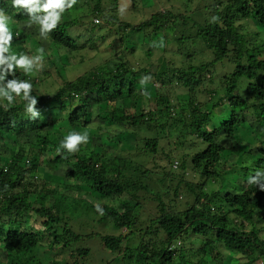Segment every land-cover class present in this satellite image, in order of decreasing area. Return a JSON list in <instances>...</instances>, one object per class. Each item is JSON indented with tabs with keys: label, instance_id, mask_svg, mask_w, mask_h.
<instances>
[{
	"label": "trees",
	"instance_id": "trees-1",
	"mask_svg": "<svg viewBox=\"0 0 264 264\" xmlns=\"http://www.w3.org/2000/svg\"><path fill=\"white\" fill-rule=\"evenodd\" d=\"M132 2L136 7L139 0ZM80 5L88 6L90 17L61 20L47 36L52 47L70 55L86 49L97 52L106 38L96 31L106 27H116L121 45L127 40L134 45L122 49L118 61L69 81L62 77L50 96L38 91L41 80L35 71L25 76L18 69L8 77L31 80L41 118L31 119L20 98L10 107L0 106V264H92V240L108 256L100 264H223L229 253L244 259L239 264H264V189L247 183L253 169L264 170V140L258 137L263 146L251 154L252 167L243 175L238 167V191L218 187L224 173L217 168L227 151L217 139L224 134L230 140L234 127L242 123L239 114L252 111L260 126L264 121V37L256 32L249 39L241 32L242 21L257 20L264 33V0L218 1L199 23L186 11L167 8L154 10L139 23L122 21L118 0H77L65 13ZM0 8L13 18L12 43L30 39L16 27L27 23L24 10L12 8L11 0H0ZM92 17H99L101 26ZM76 27L90 36L74 32ZM175 31L179 49L160 69L150 72L131 60L138 35L151 38L161 32L168 40ZM151 50L145 51L149 64L155 63L150 61ZM202 52L211 58L196 64L195 55ZM225 63L232 70L219 78L216 66ZM242 80L246 91L241 96L236 91ZM141 84L158 86L155 97L150 99ZM179 89L187 97L184 104L177 101ZM198 92L207 100L199 101ZM138 96L144 106L154 100L155 109L143 108L136 115L133 102L130 108L117 105ZM214 100L212 109L223 101L230 109L221 129L214 127L212 113L205 109ZM102 104L104 112L97 119L113 128L128 124L120 136H133L134 148L116 155L95 152L86 143L72 154L58 151L63 136L51 132L53 111L71 129H85L92 124V111ZM30 135L28 146L12 140ZM55 165L66 167L60 184L41 175ZM151 177L158 190L147 183ZM80 186L88 191L82 193ZM69 192L94 193L102 201L103 215L96 208L95 213L77 214L76 206L68 207L74 202ZM94 224L113 233L100 234Z\"/></svg>",
	"mask_w": 264,
	"mask_h": 264
},
{
	"label": "rangeland",
	"instance_id": "rangeland-1",
	"mask_svg": "<svg viewBox=\"0 0 264 264\" xmlns=\"http://www.w3.org/2000/svg\"><path fill=\"white\" fill-rule=\"evenodd\" d=\"M218 1L226 0H139L136 7L133 6L132 0H118V16L119 19L122 21H128L135 24L141 22L154 10H161L162 8H167L175 9L178 11H186L185 14H187V16H189L195 22L199 23L202 22L203 17L206 15V13H208V11ZM89 7L91 8L92 5H89ZM88 12L89 11L87 5H80L79 8L74 10L73 12L63 14L61 20L66 21L74 17H80L85 19V16L90 17V14ZM96 19L99 20V24L97 25L101 26L102 21L99 17H92L91 20L94 22V20ZM10 27L13 28L11 25ZM16 27L26 33L27 36L30 37V39L22 41L21 45H19V42L12 43L14 52H16L17 54L23 52L31 56L36 54V48L43 47L45 49V56L42 61V64L37 65L34 68V71L38 73V77L41 80L37 87L39 88L38 91L40 93H44L46 96H50L52 92H55L60 87L62 83V77L69 81L79 75H82L85 72H88L89 70L95 67L105 64L108 61H118L120 59L121 50L124 48H130L131 46L133 47L134 45L132 40H127V42L121 45L120 35L116 34V27H106L102 30L97 29L96 31V34L101 36L104 35L106 38L105 42L100 45L99 51H88V49H86L85 51L70 55V53L67 54L66 51H64L58 46L52 47L48 42V38H42L39 35V30L37 26L27 27L26 24L19 23L16 24ZM73 31L85 34L86 36L89 35V33L81 27H76L73 29ZM241 32L243 34H246L248 38L249 36H253L256 32L260 33L264 37L262 28L259 26L257 20L242 21ZM178 38L179 34L176 31L173 35V38L168 35V40L164 38V34L161 32L155 34L151 38H146L142 37L141 35H138V46L134 52V58H131V60L136 62L137 67H143L147 70L149 69L150 72H154L157 69H160L161 66L164 65L167 60L175 59L174 53H176V51L179 49L176 43V40ZM83 41L84 38L82 39L81 43H83ZM165 41H167L168 43ZM110 44H113L111 46L112 48L108 46ZM148 49H152V56L150 57V61H155V63L149 64V59H147V55H145V51ZM210 58L211 55L209 53L202 52L199 55H195V63L197 64L198 61H200L201 59L202 61H209ZM48 69L50 70V72L46 74L45 70ZM54 69H57L59 73L57 74ZM231 70V66H229L227 63L218 64L216 66V75H220L219 78H221L223 75L229 73ZM58 75H60L61 77L59 78ZM245 84V80H242L240 82L236 91L237 95L242 96L244 94V92L246 91ZM141 88H143L145 93H147L151 99L155 97V89H157L158 86L141 84ZM177 92V101L182 104L186 103L187 97L183 94L184 91L182 89H179ZM197 94V98L199 101H206L208 98V96L204 94V92H198ZM141 101L143 102V99L141 98V96H138L136 99L127 98L122 103H117V105L123 106L124 108H130L131 102H133L137 111L136 112L134 110L133 113H136V115L139 114L143 108L153 110L155 109L154 100L149 101L147 106H144V102L142 103ZM213 103H216V100H214L213 102H208V104L205 106V109L211 111L212 124L214 125V127L221 129L222 122H224L230 117V109L226 101H223L220 106H217L216 108L213 107L212 109ZM103 105L104 104H102L100 109H94L92 111L91 126L85 129L79 128L80 130L71 129L69 124L64 119H61L62 117H59L60 114H58V112L54 110L52 116L54 118L53 120L55 123V127L53 126L51 128L52 134L55 137L57 134L64 136L68 131H77L81 133L86 131L88 133L87 146L95 150V152H100L102 150L107 152L109 151L112 154L118 155L120 151H123L125 153V151L133 149L135 138L133 136L128 135L129 133L120 136L121 133H127L125 130L128 128V124L125 126H118L113 128L112 125H104L97 119V116L103 114L104 112ZM239 118L242 123L237 124V126L234 127V130L230 136V140L226 141L224 138V134L222 137H219L217 139V142L224 145L227 149L226 153L223 155L222 162L217 166V168L224 173V182L219 184L218 187H226L225 190L233 188V190L238 191L240 189L239 183H236L234 178V176L236 175L235 173L238 171V167L242 166L241 175H243L245 173V168L252 167L251 154H255L257 149L263 146V144L259 142L258 137H260L261 140H264V121L260 123L262 125L260 126L256 122L254 113L252 111L244 114H239ZM97 128H99L100 131ZM12 140L16 143L20 142V144L28 146L30 141L33 140V136L30 135L29 137L12 138ZM161 146L163 149L167 148L164 141L161 142ZM110 158L111 157H108L107 160H109ZM139 161V163L145 164V162L143 161H147V159H139ZM148 166H150V163H148ZM51 168L52 170H45L44 172L42 171V177L53 184L62 183V171L64 168H66L65 165L61 167L55 165ZM151 179L152 180L148 181L147 183L158 190V187L155 183L156 178L151 177ZM226 182L227 184H225ZM79 188L81 191H83L82 193H85L84 191H88V189L84 186H80ZM69 195L71 196V199L74 200V202L68 203L66 201V203H68V207L71 206L72 209L76 206L75 209L77 211L75 212L77 214H87L91 212L95 213L94 208H96L97 205L100 206V204L102 203V201L98 199L96 195L92 192L85 195L78 194L76 192H69ZM179 199V202H185L184 198L182 199L181 197H179ZM75 202H77L78 205H76ZM151 203L154 204V202ZM84 221L87 220H80V222ZM94 225L95 226L93 229H95V231L100 234L113 233V231L109 228H102L101 225L98 224ZM88 228L92 229V226L88 225ZM91 242L94 245L93 248L95 252L93 254L92 264H100L101 260L103 259L102 257L108 258V256L104 254V250L101 248V246H99L97 240H92ZM243 260L244 259L238 254L229 253L226 257H224L223 264H239L240 262H243Z\"/></svg>",
	"mask_w": 264,
	"mask_h": 264
},
{
	"label": "clouds",
	"instance_id": "clouds-1",
	"mask_svg": "<svg viewBox=\"0 0 264 264\" xmlns=\"http://www.w3.org/2000/svg\"><path fill=\"white\" fill-rule=\"evenodd\" d=\"M77 0H11V7L24 10L28 17L26 26H37L39 35L47 38L57 25L67 9H71ZM215 19V18H214ZM96 20L98 23H96ZM94 22L99 24V20ZM12 16L0 8V106L10 107L17 98L24 104V110L30 114L31 119L39 120L40 112L36 109L37 96L32 94L33 84L30 79L12 78L16 70H22L25 76H30L37 65L42 64L45 49L38 47L34 55L23 52L17 54L12 50L13 31L10 25ZM147 79V78H145ZM88 142V133L68 131L60 141L58 151L61 149L69 154L79 151V146ZM250 185H259L264 189V170L253 169V174L247 177ZM96 211L103 215V209L97 205Z\"/></svg>",
	"mask_w": 264,
	"mask_h": 264
},
{
	"label": "built area",
	"instance_id": "built-area-1",
	"mask_svg": "<svg viewBox=\"0 0 264 264\" xmlns=\"http://www.w3.org/2000/svg\"><path fill=\"white\" fill-rule=\"evenodd\" d=\"M96 23H98V21L96 20Z\"/></svg>",
	"mask_w": 264,
	"mask_h": 264
}]
</instances>
